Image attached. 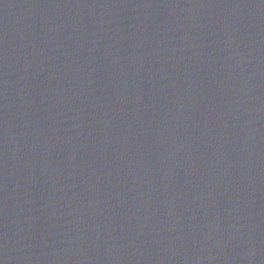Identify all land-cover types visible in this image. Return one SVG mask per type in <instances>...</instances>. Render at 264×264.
Wrapping results in <instances>:
<instances>
[{
	"label": "water",
	"instance_id": "1",
	"mask_svg": "<svg viewBox=\"0 0 264 264\" xmlns=\"http://www.w3.org/2000/svg\"><path fill=\"white\" fill-rule=\"evenodd\" d=\"M0 264H264V167L0 6Z\"/></svg>",
	"mask_w": 264,
	"mask_h": 264
}]
</instances>
